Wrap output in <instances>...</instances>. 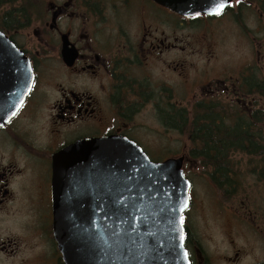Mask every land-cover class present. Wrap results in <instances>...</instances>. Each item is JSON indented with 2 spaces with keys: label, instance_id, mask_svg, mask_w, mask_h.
Here are the masks:
<instances>
[{
  "label": "flooded vegetation",
  "instance_id": "af4514ba",
  "mask_svg": "<svg viewBox=\"0 0 264 264\" xmlns=\"http://www.w3.org/2000/svg\"><path fill=\"white\" fill-rule=\"evenodd\" d=\"M0 33L33 74L9 81L0 50V264H65L55 158L107 137L192 172L187 264H264V0L187 17L152 0H0Z\"/></svg>",
  "mask_w": 264,
  "mask_h": 264
},
{
  "label": "water",
  "instance_id": "95a60500",
  "mask_svg": "<svg viewBox=\"0 0 264 264\" xmlns=\"http://www.w3.org/2000/svg\"><path fill=\"white\" fill-rule=\"evenodd\" d=\"M152 1L187 17L215 15L210 13L216 4L226 7L231 0ZM0 50L8 80L32 83L28 60L1 33ZM182 164V158L151 162L133 143L115 137L80 141L58 153L52 233L63 262L187 264L179 237L184 238L180 218L189 207L190 182Z\"/></svg>",
  "mask_w": 264,
  "mask_h": 264
},
{
  "label": "snow or ice",
  "instance_id": "6c2138e0",
  "mask_svg": "<svg viewBox=\"0 0 264 264\" xmlns=\"http://www.w3.org/2000/svg\"><path fill=\"white\" fill-rule=\"evenodd\" d=\"M224 7H225L224 3H218V4H216V6L214 7L212 13H210V14L219 15ZM180 222H181V224L183 223V217L180 218ZM179 239H180V246L182 248L183 247V239H184L183 235H181L179 237ZM183 258H184L185 261L188 260V252L187 251H183Z\"/></svg>",
  "mask_w": 264,
  "mask_h": 264
},
{
  "label": "rangeland",
  "instance_id": "374dc122",
  "mask_svg": "<svg viewBox=\"0 0 264 264\" xmlns=\"http://www.w3.org/2000/svg\"><path fill=\"white\" fill-rule=\"evenodd\" d=\"M187 178H188L189 180L195 181V178H193V174H192L191 171L188 172V174H187ZM193 208H195V204H193ZM193 208H192V209H193Z\"/></svg>",
  "mask_w": 264,
  "mask_h": 264
}]
</instances>
